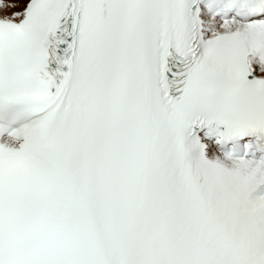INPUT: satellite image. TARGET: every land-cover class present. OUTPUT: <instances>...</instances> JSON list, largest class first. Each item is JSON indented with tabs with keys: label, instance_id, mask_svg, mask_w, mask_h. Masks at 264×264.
I'll use <instances>...</instances> for the list:
<instances>
[{
	"label": "snow or ice",
	"instance_id": "snow-or-ice-1",
	"mask_svg": "<svg viewBox=\"0 0 264 264\" xmlns=\"http://www.w3.org/2000/svg\"><path fill=\"white\" fill-rule=\"evenodd\" d=\"M0 264H264V0H0Z\"/></svg>",
	"mask_w": 264,
	"mask_h": 264
}]
</instances>
